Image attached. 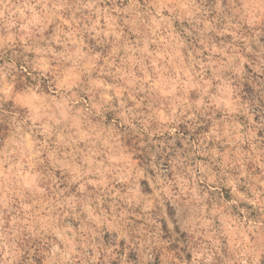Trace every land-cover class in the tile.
Returning a JSON list of instances; mask_svg holds the SVG:
<instances>
[{
    "label": "clouds",
    "instance_id": "1",
    "mask_svg": "<svg viewBox=\"0 0 264 264\" xmlns=\"http://www.w3.org/2000/svg\"><path fill=\"white\" fill-rule=\"evenodd\" d=\"M0 264H264V0H0Z\"/></svg>",
    "mask_w": 264,
    "mask_h": 264
}]
</instances>
